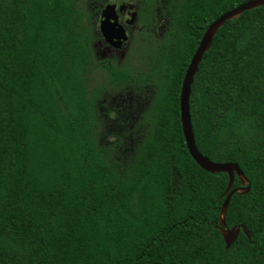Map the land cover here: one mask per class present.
Wrapping results in <instances>:
<instances>
[{
	"label": "trees",
	"instance_id": "obj_1",
	"mask_svg": "<svg viewBox=\"0 0 264 264\" xmlns=\"http://www.w3.org/2000/svg\"><path fill=\"white\" fill-rule=\"evenodd\" d=\"M248 1H192L206 21L166 44L134 120L135 75L94 55L85 0H0V264H264V5L226 21L192 84L199 150L251 187L231 199L227 227L247 232L229 248V175L194 160L180 108L205 31Z\"/></svg>",
	"mask_w": 264,
	"mask_h": 264
},
{
	"label": "flooded vegetation",
	"instance_id": "obj_2",
	"mask_svg": "<svg viewBox=\"0 0 264 264\" xmlns=\"http://www.w3.org/2000/svg\"><path fill=\"white\" fill-rule=\"evenodd\" d=\"M192 1L85 0L92 25L94 55L107 61L110 66L123 65L135 75L138 91L120 95V105L125 116L139 120L143 107L155 101L161 80L157 74L159 68L154 73V65L161 62L165 52H169L166 44L182 37L191 39L190 30L186 28L189 20L196 27L194 35H198L196 18L205 22L206 11L196 14L197 5ZM107 9L108 24L103 30L102 19ZM172 86L173 83H168V88ZM129 100L130 105L127 106L126 101ZM131 106L134 110L132 115Z\"/></svg>",
	"mask_w": 264,
	"mask_h": 264
},
{
	"label": "water",
	"instance_id": "obj_3",
	"mask_svg": "<svg viewBox=\"0 0 264 264\" xmlns=\"http://www.w3.org/2000/svg\"><path fill=\"white\" fill-rule=\"evenodd\" d=\"M264 5V0H250L219 17L214 23H212L209 28L205 31L202 40L196 50L191 63L187 69L180 97V108H181V122L183 126V132L187 147L190 154L194 160L206 171L211 173L225 172L229 175V184L225 190L226 199L223 203L220 222L223 226L222 234L226 242V247L229 248L238 239L241 229L243 228L246 232V227L241 225L235 226L233 228H228L226 223L227 211L231 202L233 195L238 192L240 194H246L250 191L251 187L248 185L249 181L240 166L237 163L232 162H215L211 160L208 156H205L198 148L196 143V137L194 133V127L191 117V106L190 99L192 94V84L194 83L195 76L199 69V64L203 59L206 51H208L211 46L215 35L218 30L226 23L228 20L239 18L245 11H250L255 8ZM105 12L102 19L103 30L108 24V11ZM238 175L241 180V187L232 189L235 176Z\"/></svg>",
	"mask_w": 264,
	"mask_h": 264
},
{
	"label": "rangeland",
	"instance_id": "obj_4",
	"mask_svg": "<svg viewBox=\"0 0 264 264\" xmlns=\"http://www.w3.org/2000/svg\"><path fill=\"white\" fill-rule=\"evenodd\" d=\"M98 78H100V73L98 74ZM100 80V79H99Z\"/></svg>",
	"mask_w": 264,
	"mask_h": 264
}]
</instances>
